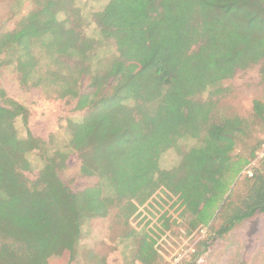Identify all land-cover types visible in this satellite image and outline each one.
<instances>
[{"label":"trees","instance_id":"1","mask_svg":"<svg viewBox=\"0 0 264 264\" xmlns=\"http://www.w3.org/2000/svg\"><path fill=\"white\" fill-rule=\"evenodd\" d=\"M71 3L41 0L16 29L0 33V55L15 64L22 84L50 87L83 111L67 121L66 149L49 153L27 126L28 109L2 95L0 264H61L65 252L73 253L83 221L117 206L125 224L158 190L176 196L189 229L206 227L226 211L231 184L259 147L233 155L249 134V120L217 117L212 95L238 70L264 64V0H108L95 14L97 38L71 23ZM108 42L112 50L105 54ZM42 55L48 67L40 72ZM207 90L210 96L200 100ZM252 109L264 118L261 102L253 101ZM184 139L196 144L174 167L161 169L162 154ZM70 151L95 184L74 191L62 180ZM33 153L43 165L30 179ZM245 176L247 190L218 236L264 213V176ZM152 244L139 238L142 263L150 264Z\"/></svg>","mask_w":264,"mask_h":264},{"label":"rangeland","instance_id":"2","mask_svg":"<svg viewBox=\"0 0 264 264\" xmlns=\"http://www.w3.org/2000/svg\"><path fill=\"white\" fill-rule=\"evenodd\" d=\"M107 1L72 0L71 4H66L71 5L66 11L70 14L71 23L77 25L82 33L97 38L95 14L102 10ZM39 2L41 0H0V33L16 29L20 19ZM111 50L110 43H106L105 54L111 53ZM42 57L38 67L40 72L48 67L46 57ZM4 58V55H0V103L4 94L23 104L28 109L27 126L34 136L45 141L47 151L65 150L67 121L80 119L83 111L75 110V100L56 96L50 87L22 84L15 64L5 63ZM263 72L264 64L260 60L224 79L219 84L223 91L212 95L216 101L214 112L217 117L237 115L249 120V134L238 141L233 155L245 156L256 143L259 146L254 158L231 184L226 194L230 197L226 211H217L216 219L206 227L191 230L188 215L176 196L166 190H158L138 207L125 224L117 206L112 207L107 216L83 221L73 253L65 252L61 264H145L136 258L140 237L153 242L146 252L150 264H264V213L236 224L221 236L216 234L230 209L247 190V171L259 172L264 176V118H255L252 109L255 100L264 105ZM43 83L46 85L47 81L43 79ZM209 96L210 90H207L199 99L205 100ZM160 104L166 105L165 97ZM16 127L24 135V125L20 119L16 121ZM194 144L195 139H184L176 147L168 149L159 160L160 168L174 167L182 154ZM68 153L64 167L59 170L68 187L79 191L95 184L97 179L94 176H83L79 172L77 153ZM28 158L33 170L27 176L33 179L43 162L36 153ZM210 225L212 229H209ZM213 235L216 236L211 239ZM197 249L200 253L195 258Z\"/></svg>","mask_w":264,"mask_h":264},{"label":"built area","instance_id":"3","mask_svg":"<svg viewBox=\"0 0 264 264\" xmlns=\"http://www.w3.org/2000/svg\"><path fill=\"white\" fill-rule=\"evenodd\" d=\"M247 174H248V175H251V172H250V171H247Z\"/></svg>","mask_w":264,"mask_h":264}]
</instances>
